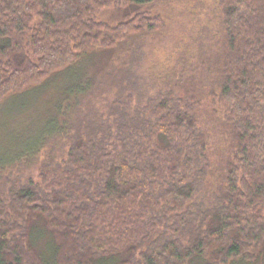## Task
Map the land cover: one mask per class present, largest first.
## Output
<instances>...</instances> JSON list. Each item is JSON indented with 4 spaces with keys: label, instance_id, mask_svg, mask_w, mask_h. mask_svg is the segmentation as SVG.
<instances>
[{
    "label": "trees",
    "instance_id": "obj_1",
    "mask_svg": "<svg viewBox=\"0 0 264 264\" xmlns=\"http://www.w3.org/2000/svg\"><path fill=\"white\" fill-rule=\"evenodd\" d=\"M159 1L0 0V104L96 50L132 53L97 80L119 82L141 54L135 40L165 28L151 12ZM222 34L207 91L184 71L148 106L99 116L82 111L89 81L71 91L70 124L56 119L29 149L0 156V264L264 261V0H228ZM63 132L38 180L6 187L5 171ZM205 187L208 203L197 200Z\"/></svg>",
    "mask_w": 264,
    "mask_h": 264
},
{
    "label": "rangeland",
    "instance_id": "obj_2",
    "mask_svg": "<svg viewBox=\"0 0 264 264\" xmlns=\"http://www.w3.org/2000/svg\"><path fill=\"white\" fill-rule=\"evenodd\" d=\"M253 1L247 0L249 3ZM227 2L228 0H160L151 12L164 19L165 28L157 34L135 40V48H141V54L136 56L137 64L131 74L120 76L119 82L111 86L100 83L98 87L99 73L111 71V60L116 68L124 60L129 62V59H133L132 53L119 57L117 52L96 50L67 73L49 78L41 87L10 95L0 104V156H15L20 151L29 149L56 119H60L63 126L70 124L78 101V94L71 91L77 92L83 83L88 84L89 81L97 83L89 91L82 111H93L99 116L108 115L111 106L118 102L126 105L131 114L135 109L148 106L150 101H156L159 95L169 92L177 81L178 77L175 76L184 71L194 76L198 84L207 91L210 88V77L214 75L211 70L223 44V9ZM113 71L109 73L112 74ZM87 76L90 79L84 81ZM210 103L204 97L203 111L207 112L205 117L211 119L213 109ZM63 114L66 116L62 117ZM64 134L54 138L57 141H52L49 149H44L37 157H33L32 162L23 160L5 171V175L9 176L6 187L24 183L29 176L38 180L44 154L52 147L59 148L67 133ZM62 153L63 150L54 151L57 158ZM207 189L210 190L205 187L199 192L198 201L209 202L210 194ZM49 237V234H45L40 240H47ZM39 247L44 250L42 245ZM233 264L248 263L236 261ZM255 264H264V261Z\"/></svg>",
    "mask_w": 264,
    "mask_h": 264
}]
</instances>
